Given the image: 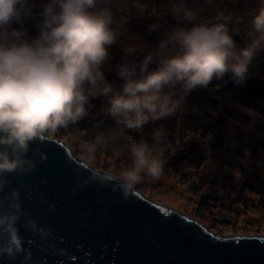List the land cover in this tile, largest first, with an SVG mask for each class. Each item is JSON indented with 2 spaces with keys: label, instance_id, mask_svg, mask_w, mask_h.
I'll return each mask as SVG.
<instances>
[{
  "label": "clouds",
  "instance_id": "obj_1",
  "mask_svg": "<svg viewBox=\"0 0 264 264\" xmlns=\"http://www.w3.org/2000/svg\"><path fill=\"white\" fill-rule=\"evenodd\" d=\"M30 4L31 0H0V190L8 174L35 167L33 143L81 120L95 96L106 98L107 113L117 124L140 129L171 114L194 90L206 89L214 80L229 76L237 86L245 83L249 64L264 50V0H258L251 14L248 42L242 47L230 33V15L219 13L214 22H198L199 14L186 0H173L172 14L185 26L161 33L140 61L122 56L115 66L122 81L118 86L104 73L119 36L112 27L111 0H47L38 13L39 34L34 37L23 27H12L33 15ZM160 28L153 22L148 31ZM124 51L132 56L136 48ZM163 140L162 132L154 135L157 145ZM130 151L131 170L120 177L105 174L126 191L141 181L137 169L153 179L163 172V161L150 158L149 143H134ZM88 152L94 158V149ZM8 196L12 203L0 201V254L12 256L23 250L16 227L21 205L17 190Z\"/></svg>",
  "mask_w": 264,
  "mask_h": 264
},
{
  "label": "water",
  "instance_id": "obj_2",
  "mask_svg": "<svg viewBox=\"0 0 264 264\" xmlns=\"http://www.w3.org/2000/svg\"><path fill=\"white\" fill-rule=\"evenodd\" d=\"M31 149L35 167L8 174L0 190L7 203L19 192L23 249L0 264H264V236H221L136 186L126 191L57 137Z\"/></svg>",
  "mask_w": 264,
  "mask_h": 264
},
{
  "label": "rangeland",
  "instance_id": "obj_3",
  "mask_svg": "<svg viewBox=\"0 0 264 264\" xmlns=\"http://www.w3.org/2000/svg\"><path fill=\"white\" fill-rule=\"evenodd\" d=\"M234 2L236 5L227 8L228 11H222L218 7L219 4L228 3L226 5H229ZM172 3L173 0H160L159 4L152 3L149 0L111 1V7L126 8L127 12L135 15L136 18L120 21L116 17L117 14L113 12L112 27L119 32L117 41H119L118 45L123 49L118 48L116 50L114 45L110 48L109 53L113 52V54L109 57V62L104 65V73L108 81L115 82L119 86L122 81L116 75L115 66L121 62V57L124 56L129 60H142L143 56L158 43L161 33H166L170 30L171 23L168 24L164 20L171 18L172 21L175 17L170 9ZM186 4L199 14L198 22H214L215 17L219 14L216 13L215 9L230 15L232 18L236 14L237 18L241 14L242 16L247 15L248 17L245 16L244 21L233 20V25L229 24L230 30L233 29L240 36L245 37V42H240L239 39L236 40L237 45L242 47L247 44V32L250 28V20L248 19L256 9L258 0H186ZM152 22L161 24L160 32L157 35H154L155 32L148 31V26ZM16 26L17 23H13L12 27L16 28ZM129 46H135L136 48V52L132 56H128L124 51ZM119 52L123 54L118 56ZM250 64L257 65L261 68L260 72H264V50L259 51ZM214 81L206 89L199 88L197 91L194 90L183 100V102L189 100L190 103L202 100L206 95L204 91H207V109L211 113H208V116L215 125L214 132L206 129L202 132L188 133L183 138L180 137L178 143H175L177 137L181 136L180 132H175L177 137L169 138L171 132L168 130L169 133H166L163 143L159 145L155 143L154 139L148 138L147 143L153 146L150 158L155 155L163 161V172L158 179H153L145 175L143 170L137 169L142 179L135 186L145 196L198 219L221 236H264V186L255 187L261 184L256 179L257 176L254 177L249 172L251 169L248 170L247 168V159L252 156L251 150L254 147L264 146V92L257 93L255 88L250 89L249 92H247L248 90L244 91L242 88H237V92H229L220 85L219 89L223 91V94L226 93L227 95L215 96V98L213 96L218 88H214ZM252 86L255 85L253 84ZM96 97L99 99L100 96ZM103 98L106 102V98ZM102 103L104 106L98 105L99 108L96 110L95 119L99 116L103 117L100 114L107 111L106 103ZM101 119L98 118L95 122L84 123L79 121L75 124L70 123L69 126L60 127L55 132L49 133L48 136L57 137L68 144L78 158L96 169L120 177L133 168L134 161L130 148L132 144L139 143V140L137 139L136 141L130 136L132 135L131 133L122 129V126H118L117 130L110 132H98L96 125L100 123ZM106 125L109 127L113 126H110L108 122ZM213 134L224 140L223 142L225 140H228L229 143L235 141L236 147L232 151L229 150L233 154L231 158L239 153L240 149L242 152V170L246 174V176L241 173L233 174L231 181L233 186L228 187L221 184L217 185V190L207 185L203 186L202 183L204 182L202 177H206V174L207 176L211 175L213 168L218 163L217 160H212V152L208 146V140L210 141L213 138ZM221 135H226L227 139ZM186 141H188V144ZM89 148L94 149V158H89ZM192 149L196 153L194 161L199 162L173 167L171 162L173 156L186 155ZM201 149H203L202 152H200ZM202 154H205L206 159H201L203 157ZM261 155H264V151ZM218 157L220 158V156ZM170 163L171 165H169ZM244 177L249 178L254 183L256 190L253 191L252 187H248V190L250 189L249 193L246 190H242L245 187ZM257 192L262 193L258 194Z\"/></svg>",
  "mask_w": 264,
  "mask_h": 264
},
{
  "label": "trees",
  "instance_id": "obj_4",
  "mask_svg": "<svg viewBox=\"0 0 264 264\" xmlns=\"http://www.w3.org/2000/svg\"><path fill=\"white\" fill-rule=\"evenodd\" d=\"M111 1H114V0H111ZM149 1H151L152 3H155V4L160 3V0H149ZM44 3H47V0H31V4L29 6L32 9L33 15L24 19L22 24L17 23L16 28L19 29V28L23 27L27 31V34L30 37L37 36L39 34V29H38L39 16H38V13H40L42 11V5ZM226 4H228V3H226ZM226 4H222V5L219 4L218 7L222 11H228L227 8H230V7H233V5H236L235 2L232 4H229V5H226ZM237 6L239 7V5H237ZM193 7L196 8L195 6H193ZM112 10H113V12H115L117 14L116 17L119 18L120 21H124L126 19L128 20L130 18H136L135 15L129 14L127 12L126 8H119L117 6H114V7H112ZM215 11H216V13H222V12L218 11L217 9H215ZM118 13H120V15H118ZM225 15H227V14H225ZM245 16L248 17L247 15L242 16V14H241V16H239L237 18V14H236L232 18L230 25H233V20L244 21ZM145 19H147V18H145ZM248 20H250V17ZM164 21L168 24L171 23L169 29H171L175 25H178L176 17H174V19L172 21H171V18H168L167 20H164ZM247 23H249V22H247ZM160 26H161V24H160ZM178 26H184V24L182 23V24H179ZM157 33L158 32H155L154 35H157ZM230 33L233 35V38L235 41L239 39L240 42H245V37L240 36V34L237 31H233V29H232V30H230ZM118 44H119V41H117L114 44L115 49L116 50H118V48L123 49ZM112 54H113V52H110L109 57ZM121 54H123V53L119 52L117 55L119 56ZM116 61H117V58H116ZM150 67H155V65H150ZM260 71H261V68L258 67L257 65L255 66L254 64H252V65L249 64L248 71L246 74V82L245 83L237 86L236 84H234L231 81L229 76H225V78L222 81H214L213 86H214V88H218V90H215V94L214 93H211V94H214L213 97L227 95L226 93L223 94V91L221 89H219L220 85H222V87H225L229 92H231V91L237 92V88H242L244 91L248 90L247 92H249L250 89L255 88V89H257V93L258 92L262 93V92H264V72H260ZM253 84L255 86H252ZM198 89L199 88H197L196 91ZM204 94L207 95V91H204ZM206 95L204 96V98L202 100H197L196 102L190 103L189 100L186 102L182 101L179 104V106L175 109L174 112L163 117L162 119H159L156 121H150L148 124H146L145 126H143L140 129H128V128L124 127L122 124H117L115 122V120L107 113V111H104V113L100 114V115H103V117L99 116L95 119L94 116L97 115L96 110H97V108H99L98 105L101 104L102 106H104L102 102L106 103L102 96H100L99 99H97V97L95 96L94 98L91 99V105L92 106L89 108L87 115H85L79 121H82L84 123L89 122V121L95 122V120H98V118H102L99 121L100 123H97V125H96L98 132H100V133L110 132L112 130H117L118 126H122V129L131 133L132 135H130V134L129 135L132 136L136 141L138 139L139 142H141V141L147 142L148 138H152V140H153L154 135L157 132H162L163 136L165 138L166 133H169V131H170L171 135L169 138H175V137H177L175 132L179 131L181 136H178L177 140L175 142V143H178L180 137L183 138L188 133L202 132L203 130H206V129H209L210 131L214 132L215 125L212 123V121L209 119V116H208V113H210V112L207 109V106H208L207 103L208 102H206ZM95 98H96V100H95ZM209 121H211V122H209ZM107 122L110 123V126L111 125H113V126L109 127L108 125H106ZM206 122H207V124H206ZM167 124H168V127H167ZM169 128H171V129H169ZM215 133H216V131H215ZM142 136H144V137H142ZM221 136L223 138L227 139L225 137L226 135H221ZM141 138H144V139L141 140ZM223 141L224 140H221L219 137H216L215 134H213V138H211L210 141L208 140V142H209L208 146L210 147V150L212 152V154H211L212 160L215 159V160H217L218 163H216L215 167L213 168L211 175L207 176V174H206V177H202V179H204V182H205V183L202 182L203 186L207 185L210 188H213L216 190L218 189V186L221 184H224L225 186H228V187L233 186L231 183L233 174L237 175L238 173H241L244 176H246L245 171L242 170V167H243L242 166V157H241L242 152L240 151V149H239V153L235 154V156H233L231 158V156L233 155L231 151L233 150L234 147H236L235 141H233L231 143H229L228 140H225V142H223ZM186 143L188 144V141H186ZM240 143L242 144V142H240ZM231 144H233V145H231ZM191 145H193V144H191ZM202 150L203 149H201L200 152H202ZM229 150H231V151H229ZM251 151H252V156L247 159L248 160L247 168H248V170L251 169V170H249V172L252 173L254 175V177L257 176L256 179L258 180V182L261 185L255 186L254 183L251 182L249 178L244 177L245 187L242 190H246L248 193L250 190V189L248 190V187H252L253 191H254V190H256L255 187L260 188V187L264 186V155H261L262 152L264 151V146L254 147V149H252ZM217 153H218V155H217ZM195 154L196 153L192 149L186 155L181 154V155H177V156H173V157L171 156L173 159L171 161L173 163V167H177L178 165H187L188 163L199 162V161H194L196 159ZM202 156H203L201 158L202 160H204V158L206 159L205 154H202ZM218 156H220V158ZM216 157H217V159H216ZM169 165H171V163ZM195 190H197V189H195ZM246 191H244V192L246 193ZM257 193L261 194L262 192H257Z\"/></svg>",
  "mask_w": 264,
  "mask_h": 264
}]
</instances>
